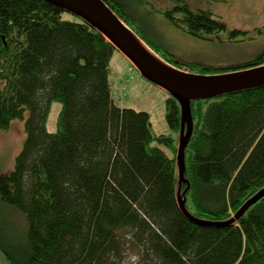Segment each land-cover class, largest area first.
Instances as JSON below:
<instances>
[{
  "label": "trees",
  "instance_id": "16d2710c",
  "mask_svg": "<svg viewBox=\"0 0 264 264\" xmlns=\"http://www.w3.org/2000/svg\"><path fill=\"white\" fill-rule=\"evenodd\" d=\"M105 2L183 71L213 75L264 64V52L229 65L179 57L131 22L126 11L136 12L135 0ZM151 5L202 38L236 41L252 33L229 29L200 0ZM65 12L47 0H0V129L28 110L14 167L0 173L7 222L0 218V257L10 264H125L137 250L144 262L159 264H264V197L230 221L264 187V85L191 101L181 192L187 209L210 223L194 222L178 202L179 101L168 92L170 133L155 132L149 112L117 103L110 79L117 48L90 22ZM54 100L62 107L50 132ZM10 207L25 216L17 231Z\"/></svg>",
  "mask_w": 264,
  "mask_h": 264
},
{
  "label": "rangeland",
  "instance_id": "374dc122",
  "mask_svg": "<svg viewBox=\"0 0 264 264\" xmlns=\"http://www.w3.org/2000/svg\"><path fill=\"white\" fill-rule=\"evenodd\" d=\"M187 1L192 4L193 0ZM194 1L196 2V0ZM200 1L203 7H210L216 14L220 15L228 24L229 29H247L252 31L251 35L245 38L240 37L236 41H228L224 37L219 40L194 35L180 25L172 23L164 13L153 10L152 2L157 3L159 0H135L137 14L134 9L131 12L128 10L126 12L131 14L132 23L141 26L147 40L185 59L217 65L243 64L257 58L264 52V28L261 32H255L256 28L264 27V0ZM168 5L166 2L162 4L164 7ZM64 16L66 18L72 17L68 12H65ZM140 17H144V22H147L148 27L151 26V30L144 25L142 26L144 22L140 20ZM128 64L129 60L126 56L117 50L111 61L110 78L112 94L117 103L124 107L149 112L155 132H172L173 130L166 119L168 92L149 81L138 69L130 70L131 67ZM61 107L60 101H52L46 123V128L50 132L57 128V117ZM27 114L28 110L25 111L23 117L13 119L9 128L0 129V173L9 171L14 167L15 158L26 138L25 119ZM260 211L264 215V202L260 206ZM9 217L12 222L10 225L16 231L17 228H23L25 216L20 210L10 207ZM0 218L7 225L1 212ZM0 264L10 263L1 256ZM125 264H159V262H144L137 250H131Z\"/></svg>",
  "mask_w": 264,
  "mask_h": 264
},
{
  "label": "water",
  "instance_id": "95a60500",
  "mask_svg": "<svg viewBox=\"0 0 264 264\" xmlns=\"http://www.w3.org/2000/svg\"><path fill=\"white\" fill-rule=\"evenodd\" d=\"M67 12L90 22L98 28L140 73L152 83L164 88L181 105V129L177 153L180 174L178 190L179 208L190 220L207 224L186 207V198L181 192L185 180L186 148L193 133L194 119L191 101L215 97L224 93L250 89L264 85V64L243 70L221 74L201 75L183 71L166 62L139 38L132 29L114 12L105 0H47ZM147 46H146V45ZM151 50V53L146 47ZM264 197V187L251 196L230 221H237L251 206Z\"/></svg>",
  "mask_w": 264,
  "mask_h": 264
},
{
  "label": "clouds",
  "instance_id": "9594fccd",
  "mask_svg": "<svg viewBox=\"0 0 264 264\" xmlns=\"http://www.w3.org/2000/svg\"><path fill=\"white\" fill-rule=\"evenodd\" d=\"M157 55H158V54H157ZM128 66L131 67L130 70H131V69L134 70V68H136V67L134 66V64H133L132 62H130V61H129ZM136 69H137V68H136Z\"/></svg>",
  "mask_w": 264,
  "mask_h": 264
},
{
  "label": "bare ground",
  "instance_id": "6f19581e",
  "mask_svg": "<svg viewBox=\"0 0 264 264\" xmlns=\"http://www.w3.org/2000/svg\"><path fill=\"white\" fill-rule=\"evenodd\" d=\"M146 47V46H145ZM147 48V47H146ZM148 49V48H147ZM149 50V49H148ZM151 53H153L151 50H149ZM153 54H155V53H153Z\"/></svg>",
  "mask_w": 264,
  "mask_h": 264
}]
</instances>
